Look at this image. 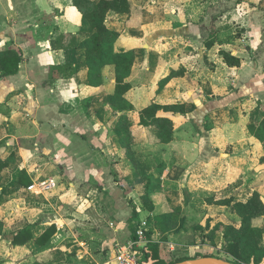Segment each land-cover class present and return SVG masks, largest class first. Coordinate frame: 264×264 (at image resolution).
Here are the masks:
<instances>
[{
  "label": "crops",
  "instance_id": "0c3cea01",
  "mask_svg": "<svg viewBox=\"0 0 264 264\" xmlns=\"http://www.w3.org/2000/svg\"><path fill=\"white\" fill-rule=\"evenodd\" d=\"M73 1L0 0V50L24 58L16 73L0 76V140L9 141L2 155L19 157L6 171L12 178L21 167L32 183H56L44 193L18 190L43 200L30 209L39 219L22 226L32 240H0L12 247L6 264L41 256L50 264H104L143 220L163 258L201 248L194 226L210 219L209 233L226 223L207 197L226 198L243 180L241 188L264 198V139L248 130L264 121V0H131L113 46L133 51L131 86L116 97L113 64L88 80ZM222 51L240 65L228 66ZM154 103L179 105L162 114L173 122L167 143L140 124V111ZM42 159L53 176L40 172ZM164 214L177 219L166 230ZM51 224L56 233L38 244ZM195 253L207 254L195 249L186 259Z\"/></svg>",
  "mask_w": 264,
  "mask_h": 264
},
{
  "label": "trees",
  "instance_id": "16d2710c",
  "mask_svg": "<svg viewBox=\"0 0 264 264\" xmlns=\"http://www.w3.org/2000/svg\"><path fill=\"white\" fill-rule=\"evenodd\" d=\"M73 7L77 8L81 17V32L85 34L80 46L85 49V60L88 65V80L94 82L100 68L105 64H113L116 71V85L114 96L123 95L129 88L130 84L125 78L130 74L133 64V51L120 50L114 52L113 46L115 40L122 33L126 22L130 17L132 3L131 0H74ZM223 61L228 66H239L240 59L228 52H220ZM24 61L20 50L10 48L0 50V76H7L17 72L20 63ZM179 105H160L154 103L140 111V124L152 126L153 134L158 142L167 143L172 139L173 122L164 112L174 111ZM249 132L256 138L264 139V121L259 123H250ZM0 140V145L3 143ZM7 146L3 145V152ZM19 157L15 151L9 152L3 156L0 154V185L2 189L11 187L9 193H14L21 188L26 189L31 183V179L24 169L18 167L12 178L9 180L7 169L11 165H16ZM17 166V165H16ZM6 194V193H2ZM5 196V195H2ZM214 197H207L205 200L211 203L220 204L223 202L230 203L231 199L214 200ZM144 199L148 200L146 191ZM239 226L218 222L214 225L209 235L218 233L220 243L224 251L230 255L234 264H264V227L261 226V213L264 212V198L257 192L253 191L251 197L245 203H238ZM176 216L168 218L163 215L161 218V228L166 230L170 225L176 223ZM55 224L47 227L38 237L36 242L40 245L47 243L56 233ZM149 236L151 234L148 231ZM3 232L0 230V240ZM13 246L23 245L33 238L29 226L24 229L12 231L8 237ZM143 257L140 264H173L186 258H177L173 261H166L161 257L157 246L150 243L143 247ZM214 256L209 254L195 253L192 258ZM218 257V256H214ZM219 258V257H218ZM51 260L44 257H36L31 264H50ZM0 264L2 262L0 261Z\"/></svg>",
  "mask_w": 264,
  "mask_h": 264
},
{
  "label": "rangeland",
  "instance_id": "374dc122",
  "mask_svg": "<svg viewBox=\"0 0 264 264\" xmlns=\"http://www.w3.org/2000/svg\"><path fill=\"white\" fill-rule=\"evenodd\" d=\"M8 143L9 141H4L3 143H1L0 154H2V146L3 145L7 146ZM37 161L39 164L40 162L43 163V166L40 168V172L43 173V176L49 175L50 172L47 170L49 169L48 164L43 162L46 160L42 159L40 162L39 160ZM30 163H35V160L31 159ZM49 176H53V175H49ZM10 179L11 177H9V180ZM242 181L243 180H239L238 182L230 185L225 190V194L228 195L225 199L227 198L229 199L230 197L231 199L230 203L223 202L224 200L221 201V199H223L222 197L225 195L218 196L221 201L220 204L216 202L213 203V205L221 206V208L223 209V211L219 212V216H222V215L226 216V224H230V225L233 224L235 226L239 224V219H240L239 212L240 211L237 209V204L245 203L249 199V197H251L253 193V191L249 187L246 189L241 188L240 183ZM30 184H32V182ZM2 188L3 186L0 185V230H2L3 232L2 238H8L9 235L12 233V231L22 229V226H25V223H27L29 226H32V223L34 222V220L39 219L38 217L39 215L34 214V212L31 211L30 209L32 208V203L41 202V200L43 199H40V198L35 199L37 197L35 196V194L33 193L31 194V191L29 192V190L27 191L28 192L27 197H26V192H18V191H15L14 193L2 194V193H6V189H2ZM2 195H5V196H2ZM25 197H26V201H24ZM23 202L29 203L27 205L28 208L30 207L29 211L26 208L25 209L21 208ZM36 204H39V203H36ZM23 211H25V213ZM28 213H30V215H28ZM22 217H25L28 220L23 221ZM205 222L207 224L203 226ZM209 222H210V219L207 221L204 220L202 222L203 224L199 223L198 225L194 226L195 229L197 230L196 232H200V231L202 232V233H199V244L202 246L201 248L199 247L198 244H196L197 247L196 245L195 247L194 245H192L191 249L188 248L189 250H186L185 252L176 251L175 253L170 254L167 258H165L166 261H173L177 258H186L189 256V254L193 253L195 249H199L201 253L219 255V258L231 262L233 258L224 251L223 249L224 247L220 243H217L216 237L214 235L213 236L209 235L208 232H205L210 225ZM263 236L264 234L262 235V237ZM8 251H12V247H10V245L2 241L0 243V261L2 262V264H6V261H8L9 259V255L6 254ZM247 264H251V263L247 262Z\"/></svg>",
  "mask_w": 264,
  "mask_h": 264
},
{
  "label": "built area",
  "instance_id": "2783aa9c",
  "mask_svg": "<svg viewBox=\"0 0 264 264\" xmlns=\"http://www.w3.org/2000/svg\"><path fill=\"white\" fill-rule=\"evenodd\" d=\"M55 185L54 178L48 177L30 184L28 189L36 193H44L53 189ZM147 228L148 222L145 220L141 221L138 228L134 231L133 237L119 245L112 260L104 264H110L112 261L116 264H140V260L143 257V247L153 242Z\"/></svg>",
  "mask_w": 264,
  "mask_h": 264
},
{
  "label": "water",
  "instance_id": "95a60500",
  "mask_svg": "<svg viewBox=\"0 0 264 264\" xmlns=\"http://www.w3.org/2000/svg\"><path fill=\"white\" fill-rule=\"evenodd\" d=\"M173 264H234L230 261L223 260L214 256L199 257L193 259H185Z\"/></svg>",
  "mask_w": 264,
  "mask_h": 264
}]
</instances>
